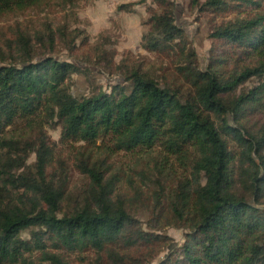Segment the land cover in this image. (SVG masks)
<instances>
[{"label":"trees","instance_id":"1","mask_svg":"<svg viewBox=\"0 0 264 264\" xmlns=\"http://www.w3.org/2000/svg\"><path fill=\"white\" fill-rule=\"evenodd\" d=\"M54 1L0 0V14ZM159 4L141 46L173 57L171 77L121 59L109 92L74 96L78 63L46 54L58 41L73 49L79 32L47 23L0 37V264H67L85 251L91 264H149L171 240L158 233L163 216L183 242L157 264H264V0H190L233 13L211 29L204 67L173 2ZM49 125L87 179L75 197ZM119 153L146 155L141 185L126 178L132 197L110 162ZM151 185L146 229L128 206Z\"/></svg>","mask_w":264,"mask_h":264},{"label":"rangeland","instance_id":"2","mask_svg":"<svg viewBox=\"0 0 264 264\" xmlns=\"http://www.w3.org/2000/svg\"><path fill=\"white\" fill-rule=\"evenodd\" d=\"M170 1L173 2L175 23L182 28L187 46L195 49L199 63L204 67L215 43L209 36L211 29L222 20L233 16V13L230 10H199V6L191 5L190 0ZM121 5L122 7H119ZM162 8L159 0H55L49 4L44 2L39 6L0 14V37L11 35L15 29L41 33L47 23L60 24L72 30V35L79 32L73 49L66 48L65 43L58 41L54 51L46 50V54L78 63L79 71L73 73L68 81L74 96L89 95L98 90L97 88L109 92L112 85L119 84L123 79L114 67L121 59H127L130 65L142 66L158 78L171 77L173 57L148 51L141 46L142 35L149 30L148 18ZM104 51L108 57L102 56ZM37 52L41 53L40 47H37ZM101 56L102 59L99 60ZM109 58H112L113 62L110 67ZM47 132L55 144V153L68 157L66 160L70 173L68 194L75 197L81 192L87 179L72 166L71 144L60 141V127L49 125ZM34 159L35 155L31 154L28 162H34ZM110 162L113 170L121 175L122 191L126 196H134L126 178L134 177L136 184H140L136 172L146 168V155L119 153L112 157ZM171 171L174 178L181 173L177 169V174L174 172L175 169L171 168ZM152 188L153 185L148 189L143 188L142 201L137 199L128 206V210L142 221L146 229L150 216L146 206L150 203ZM170 220L164 216L159 220L158 233L166 234L171 240L149 264H157L171 249L183 242V229L172 225ZM22 234L24 238L30 236L29 230L23 231ZM94 257L91 251L66 254L67 264H91ZM133 259L142 261L143 253L134 254Z\"/></svg>","mask_w":264,"mask_h":264}]
</instances>
